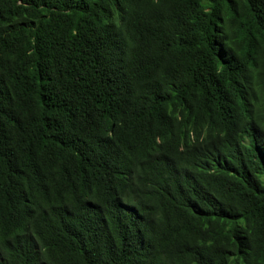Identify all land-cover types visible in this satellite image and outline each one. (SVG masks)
<instances>
[{
    "label": "trees",
    "instance_id": "obj_1",
    "mask_svg": "<svg viewBox=\"0 0 264 264\" xmlns=\"http://www.w3.org/2000/svg\"><path fill=\"white\" fill-rule=\"evenodd\" d=\"M0 264H264V0H0Z\"/></svg>",
    "mask_w": 264,
    "mask_h": 264
}]
</instances>
